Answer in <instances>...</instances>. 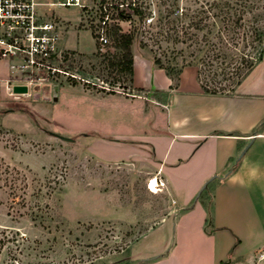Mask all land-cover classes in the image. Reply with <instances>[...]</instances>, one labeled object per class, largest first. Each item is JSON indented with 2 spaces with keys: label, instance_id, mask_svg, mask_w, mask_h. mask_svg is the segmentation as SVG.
Listing matches in <instances>:
<instances>
[{
  "label": "rangeland",
  "instance_id": "1",
  "mask_svg": "<svg viewBox=\"0 0 264 264\" xmlns=\"http://www.w3.org/2000/svg\"><path fill=\"white\" fill-rule=\"evenodd\" d=\"M242 7L245 23L264 29V0H161L152 6L158 16L146 45L136 41L133 47L164 65L198 68L227 28L220 10ZM56 12L71 20L80 15L74 6ZM70 30L79 37L69 48L59 45L61 55L50 62L60 71L18 74L0 58V264H129L134 244L156 237L171 199L166 184L158 192L148 188L143 170L122 160L123 148L93 141L98 133L90 115L97 106L105 111L108 98L165 94L131 89L108 54L97 52L88 28ZM16 84L28 91L14 92ZM113 109L116 129L138 133L135 119L127 124L123 108ZM170 186L177 198L209 194V187L195 191L177 176ZM262 254L255 251L244 264H264Z\"/></svg>",
  "mask_w": 264,
  "mask_h": 264
},
{
  "label": "crops",
  "instance_id": "2",
  "mask_svg": "<svg viewBox=\"0 0 264 264\" xmlns=\"http://www.w3.org/2000/svg\"><path fill=\"white\" fill-rule=\"evenodd\" d=\"M77 37L75 30L62 32L58 44L69 48ZM172 84L147 51L134 49L133 87L165 97L108 98L105 111L97 106L90 114L98 133L94 142L123 148L122 160L143 170L147 186L155 177L170 193L161 229L154 239L134 244L129 264H244L257 250L264 258V126L258 129L264 120V56L232 95L204 93L196 66L184 67L177 88ZM116 104L127 124L137 121L138 133L116 129ZM176 176L191 181L195 191L215 177L209 194L194 200L175 197L170 184Z\"/></svg>",
  "mask_w": 264,
  "mask_h": 264
},
{
  "label": "built area",
  "instance_id": "3",
  "mask_svg": "<svg viewBox=\"0 0 264 264\" xmlns=\"http://www.w3.org/2000/svg\"><path fill=\"white\" fill-rule=\"evenodd\" d=\"M153 4L161 0H0V58L18 74L60 71L50 62L61 55V33L79 26L88 28L99 54L111 55L115 29L147 41L146 33L158 16ZM70 6L79 8L77 19L55 14L56 8ZM160 183L163 188L165 182Z\"/></svg>",
  "mask_w": 264,
  "mask_h": 264
},
{
  "label": "trees",
  "instance_id": "4",
  "mask_svg": "<svg viewBox=\"0 0 264 264\" xmlns=\"http://www.w3.org/2000/svg\"><path fill=\"white\" fill-rule=\"evenodd\" d=\"M219 16L228 21L227 28L221 30L220 45L209 50L205 62L198 66V80L202 90L212 95H232L236 88L252 71V69L263 59L264 56V29L252 22L245 23L247 9L245 7L230 10L222 8ZM247 25V27H245ZM115 52L108 56L109 65L115 69L124 80L130 83L131 89L142 92L144 88L133 87L134 75V43L146 45L134 34L120 33L118 29L113 32ZM143 42V43H142ZM106 56V57H107ZM154 64L163 68L166 74L173 80L171 88H177L180 73L186 65L179 68L164 65L160 58H154ZM187 65H194L193 62ZM219 75L222 77L219 79ZM126 87V86H125ZM115 91V90H110ZM133 93L132 91H130ZM168 94V92H166ZM264 126V120L258 129Z\"/></svg>",
  "mask_w": 264,
  "mask_h": 264
},
{
  "label": "water",
  "instance_id": "5",
  "mask_svg": "<svg viewBox=\"0 0 264 264\" xmlns=\"http://www.w3.org/2000/svg\"><path fill=\"white\" fill-rule=\"evenodd\" d=\"M28 91V86L27 85H22V84H16L14 86V92H17V93H24V92H27ZM61 138H64V139H70L68 137H65V136H62V135H59ZM246 150V148L243 150L242 153H244ZM215 177V176H214ZM214 177L210 178L209 180H207L205 182V184L203 185V187L201 188V190H203L204 188L207 187L208 183L210 180H212Z\"/></svg>",
  "mask_w": 264,
  "mask_h": 264
},
{
  "label": "bare ground",
  "instance_id": "6",
  "mask_svg": "<svg viewBox=\"0 0 264 264\" xmlns=\"http://www.w3.org/2000/svg\"><path fill=\"white\" fill-rule=\"evenodd\" d=\"M159 186H161L160 180L153 178L150 185L148 186V188L153 191V192H158L159 190H161L162 188H160Z\"/></svg>",
  "mask_w": 264,
  "mask_h": 264
}]
</instances>
